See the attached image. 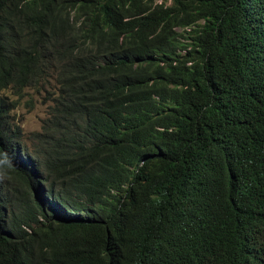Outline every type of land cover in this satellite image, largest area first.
<instances>
[{"label":"trees","instance_id":"1","mask_svg":"<svg viewBox=\"0 0 264 264\" xmlns=\"http://www.w3.org/2000/svg\"><path fill=\"white\" fill-rule=\"evenodd\" d=\"M0 264H264V0H0Z\"/></svg>","mask_w":264,"mask_h":264},{"label":"rangeland","instance_id":"2","mask_svg":"<svg viewBox=\"0 0 264 264\" xmlns=\"http://www.w3.org/2000/svg\"><path fill=\"white\" fill-rule=\"evenodd\" d=\"M161 0H157L160 3ZM0 95L15 103V110L12 112L14 120L20 125L23 131V144L28 148L32 145V134L40 132L41 122L48 117V103L43 95L35 94L27 90L21 96L14 93L12 89L0 92Z\"/></svg>","mask_w":264,"mask_h":264},{"label":"clouds","instance_id":"3","mask_svg":"<svg viewBox=\"0 0 264 264\" xmlns=\"http://www.w3.org/2000/svg\"><path fill=\"white\" fill-rule=\"evenodd\" d=\"M6 178H7L6 174L4 172H0V181H3Z\"/></svg>","mask_w":264,"mask_h":264}]
</instances>
